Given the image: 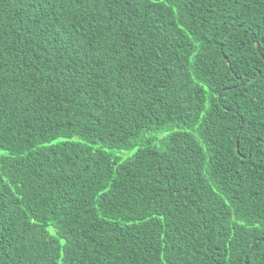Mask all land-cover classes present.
<instances>
[{
	"label": "trees",
	"instance_id": "16d2710c",
	"mask_svg": "<svg viewBox=\"0 0 264 264\" xmlns=\"http://www.w3.org/2000/svg\"><path fill=\"white\" fill-rule=\"evenodd\" d=\"M262 53L264 0H0V264H264Z\"/></svg>",
	"mask_w": 264,
	"mask_h": 264
},
{
	"label": "rangeland",
	"instance_id": "374dc122",
	"mask_svg": "<svg viewBox=\"0 0 264 264\" xmlns=\"http://www.w3.org/2000/svg\"><path fill=\"white\" fill-rule=\"evenodd\" d=\"M119 156H126V152L125 151H120L116 153Z\"/></svg>",
	"mask_w": 264,
	"mask_h": 264
},
{
	"label": "snow or ice",
	"instance_id": "6c2138e0",
	"mask_svg": "<svg viewBox=\"0 0 264 264\" xmlns=\"http://www.w3.org/2000/svg\"><path fill=\"white\" fill-rule=\"evenodd\" d=\"M262 54H264V53H262Z\"/></svg>",
	"mask_w": 264,
	"mask_h": 264
}]
</instances>
